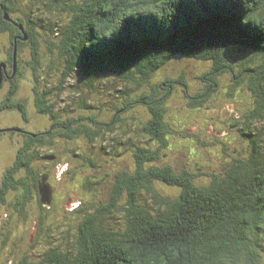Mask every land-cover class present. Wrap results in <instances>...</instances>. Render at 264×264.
Listing matches in <instances>:
<instances>
[{
	"label": "trees",
	"instance_id": "16d2710c",
	"mask_svg": "<svg viewBox=\"0 0 264 264\" xmlns=\"http://www.w3.org/2000/svg\"><path fill=\"white\" fill-rule=\"evenodd\" d=\"M0 116L18 264H264V0H0Z\"/></svg>",
	"mask_w": 264,
	"mask_h": 264
},
{
	"label": "rangeland",
	"instance_id": "374dc122",
	"mask_svg": "<svg viewBox=\"0 0 264 264\" xmlns=\"http://www.w3.org/2000/svg\"><path fill=\"white\" fill-rule=\"evenodd\" d=\"M173 75L176 76L177 73L173 74ZM23 94H24L23 91L20 92V94H19L20 97H23ZM102 97L104 100L106 97H108V94L107 95L104 94ZM178 113L179 112L176 111L175 114H178ZM11 119H12L11 116H8V118H4V117L0 116V122H2V123H7L6 121L11 120ZM12 122H13V120H12ZM188 127L191 128L192 126H188ZM5 154L2 155V164H4L3 157ZM184 162H185V160H182V163H184ZM166 192L169 194H175L177 192V189L169 187L166 189ZM31 225H32V223H31ZM1 227H2V223L0 222V229H1ZM23 227L24 226H22V224H20V227L17 228V230H16L17 235H14V238L16 237L15 240L21 241V243L17 247L14 245V250H16L17 253L14 255L13 259L11 258L12 257V255H11V252H12V233H11V240H10V238L7 240L8 245L6 247H4L3 249H2V247H0V264H18L19 259L21 260L22 257H25V255L27 253L30 255L28 260L29 261L34 260L33 257L36 256L35 253L29 251L30 244L34 242L31 239L32 238V236H31L32 231H31V229L25 230L26 228H23ZM56 240H58V242H59V239H56ZM66 244H67V242H66ZM32 250H34V249H32ZM7 253H9L11 256L9 257V255H7ZM36 253H38V250L36 251ZM4 254H6V256H3ZM35 260H37V259H35Z\"/></svg>",
	"mask_w": 264,
	"mask_h": 264
},
{
	"label": "water",
	"instance_id": "95a60500",
	"mask_svg": "<svg viewBox=\"0 0 264 264\" xmlns=\"http://www.w3.org/2000/svg\"><path fill=\"white\" fill-rule=\"evenodd\" d=\"M41 194L42 201L47 206H51L52 202V187L49 183L46 182V178H44V182L41 185Z\"/></svg>",
	"mask_w": 264,
	"mask_h": 264
}]
</instances>
